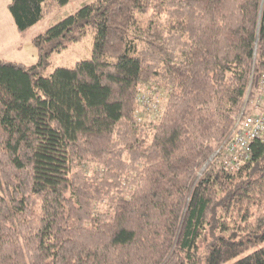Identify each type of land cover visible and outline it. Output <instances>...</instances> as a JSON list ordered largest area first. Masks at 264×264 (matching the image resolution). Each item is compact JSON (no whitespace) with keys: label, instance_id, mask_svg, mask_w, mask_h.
Wrapping results in <instances>:
<instances>
[{"label":"trees","instance_id":"16d2710c","mask_svg":"<svg viewBox=\"0 0 264 264\" xmlns=\"http://www.w3.org/2000/svg\"><path fill=\"white\" fill-rule=\"evenodd\" d=\"M68 1L8 8L24 32ZM89 26L92 55L44 74ZM32 40L36 63L0 59V264H264L239 256L264 241V134L210 160L264 73V0H94Z\"/></svg>","mask_w":264,"mask_h":264},{"label":"rangeland","instance_id":"374dc122","mask_svg":"<svg viewBox=\"0 0 264 264\" xmlns=\"http://www.w3.org/2000/svg\"><path fill=\"white\" fill-rule=\"evenodd\" d=\"M92 1L94 0H69L66 4L45 15L37 23L22 32L17 28L8 8L7 4L10 0H0V59L18 60L27 64L36 63L38 61V49L33 43V36L57 23L68 14L75 12L85 3ZM95 36V28L89 26L87 33L79 40L70 43L61 50L53 51L42 68L43 73L49 75L58 66L73 67L78 60L90 57L94 47ZM255 93L256 90L252 91L248 89L243 104L247 103V98L250 102ZM166 96L167 90L162 85L151 84L142 86L140 92L135 97L136 114L146 120L158 119L164 109ZM250 107H252V104L249 105ZM205 168L201 169L199 175ZM0 193H3L1 188ZM262 245H264V241L251 247L239 256Z\"/></svg>","mask_w":264,"mask_h":264},{"label":"built area","instance_id":"2783aa9c","mask_svg":"<svg viewBox=\"0 0 264 264\" xmlns=\"http://www.w3.org/2000/svg\"><path fill=\"white\" fill-rule=\"evenodd\" d=\"M248 89L252 90V85ZM252 107L249 108V105ZM138 115V114H137ZM139 116V115H138ZM140 119H142L139 116ZM264 134V73L260 76L256 93L250 102L242 105L235 116L233 127L227 137L212 154V158L221 156L225 167L238 168L251 153V142ZM220 154V155H219ZM207 164L204 166L206 167Z\"/></svg>","mask_w":264,"mask_h":264},{"label":"crops","instance_id":"0c3cea01","mask_svg":"<svg viewBox=\"0 0 264 264\" xmlns=\"http://www.w3.org/2000/svg\"><path fill=\"white\" fill-rule=\"evenodd\" d=\"M8 4H9V3H8ZM8 4H7V5H8Z\"/></svg>","mask_w":264,"mask_h":264},{"label":"water","instance_id":"95a60500","mask_svg":"<svg viewBox=\"0 0 264 264\" xmlns=\"http://www.w3.org/2000/svg\"><path fill=\"white\" fill-rule=\"evenodd\" d=\"M251 85V84H250Z\"/></svg>","mask_w":264,"mask_h":264}]
</instances>
